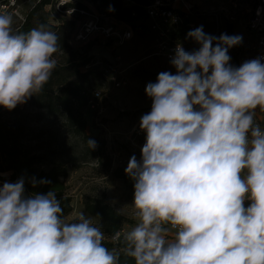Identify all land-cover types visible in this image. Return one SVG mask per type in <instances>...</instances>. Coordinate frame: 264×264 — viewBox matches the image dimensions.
<instances>
[{
    "label": "clouds",
    "instance_id": "1",
    "mask_svg": "<svg viewBox=\"0 0 264 264\" xmlns=\"http://www.w3.org/2000/svg\"><path fill=\"white\" fill-rule=\"evenodd\" d=\"M13 24L0 14V106L9 111L44 90L60 49L46 25L23 32ZM186 38L199 47L178 43L175 74L160 72L145 87V143L125 168L139 222L122 249L107 248L102 225L84 212L67 219L55 191L26 195L21 177L0 184V264H120L121 253L135 264H264V128L255 120L264 56L237 67L229 50L242 36L200 26Z\"/></svg>",
    "mask_w": 264,
    "mask_h": 264
},
{
    "label": "rangeland",
    "instance_id": "2",
    "mask_svg": "<svg viewBox=\"0 0 264 264\" xmlns=\"http://www.w3.org/2000/svg\"><path fill=\"white\" fill-rule=\"evenodd\" d=\"M14 1L16 2L14 6L2 7L0 0V14H12L13 27L16 28L39 1ZM57 1L50 0L51 3L45 5V10L52 12L51 18L54 21L75 20L77 24L79 20L89 17L80 11L79 18L75 17L76 11L72 13L59 11L56 7ZM77 2L87 6L86 11L97 10L88 0L69 1ZM134 2L136 0H131V4ZM216 3L218 4L217 0L214 4L197 5L204 13L195 18V22L197 26H203L205 33L217 37L220 35L216 34L218 24H221L223 33L229 34V30H232L234 35L242 36V43L233 47L230 53L231 62L238 66L240 60L252 52L254 44V37L246 27L249 13L232 19L225 11L219 21H215L209 12L219 8ZM250 5L252 4L247 6ZM248 7L245 6L246 9ZM131 22L133 36L124 43L107 38L103 34H94L85 43L78 42L72 37L76 24L69 37L73 48L88 50V55L93 56L92 66L101 72L97 81L98 86L90 91L89 103L83 108L87 122L85 134L96 142L95 149L89 148L87 144L89 139L84 138L83 134H76L70 130L63 114H47L38 123L39 137L27 143L29 148L39 149L41 153L56 151L58 153L52 157L64 159L66 175L60 176V180L65 184V195L70 197L72 206V210L65 215L67 219H73L80 212H84L92 219L93 224L103 225L102 219L87 209V203L93 200L104 201L123 216L121 226L114 234L104 232L105 240L108 241L116 240L114 236L117 233L122 238L139 222L132 204L133 181L126 175L125 168L133 154L137 159L140 158V150L145 143V133L140 130V119L142 115L150 112L152 104L151 98L145 93V87L149 82H156L160 72L170 71L175 74L170 60L154 54L156 38L146 27V21L140 18ZM125 25L128 24H122ZM186 41L187 51L199 47L191 39L186 38ZM87 68L89 67H84V70ZM116 81H120V85ZM95 89L101 91V96H95L93 92ZM61 151L62 155H59ZM45 162L38 170L50 168L48 161ZM12 174L10 171L0 172V184L4 181L16 182Z\"/></svg>",
    "mask_w": 264,
    "mask_h": 264
},
{
    "label": "trees",
    "instance_id": "3",
    "mask_svg": "<svg viewBox=\"0 0 264 264\" xmlns=\"http://www.w3.org/2000/svg\"><path fill=\"white\" fill-rule=\"evenodd\" d=\"M88 1L99 12L125 22L131 28H133L132 20L142 18L146 21V27L150 29L144 11V6L150 0H136L131 5H127L126 0ZM47 3H51L50 0H42L37 3L27 13L25 21L14 29L27 32L39 25H46L50 30L56 32L60 38V49L53 57L57 61V67L40 94L33 95L26 103L18 104L11 111L0 106V172H12L14 180L23 177L26 195L46 194L49 190L55 191L57 199L61 201L64 214L67 215L72 210V206L70 197L65 195V184L60 180V176L66 175L64 159L53 158L52 156L58 153L56 151H47V154L41 153L39 149L29 148L27 143L39 137L38 123L47 114H63L65 122L73 133L83 134L84 138L93 140L85 134L87 122L84 118L83 108L89 103L90 91L98 86L97 81L101 72L92 66L93 56L88 55L87 49L77 50L70 44L69 37L76 24L75 20L62 19L59 20L60 23H54L51 19L52 12L45 10ZM110 6L114 11H109ZM69 7L87 8L83 3L77 2L67 3L63 9ZM54 9L56 11V8L53 7ZM75 13V17L79 18V11ZM229 35H234L232 30H229ZM84 67L89 68L84 70ZM59 155H62V151ZM45 161H48L50 168L38 170L42 163H46ZM32 178L37 181L48 180L50 183L37 184L36 187H33ZM87 209L91 214L102 219L103 232L114 234L121 226L123 216L104 201L93 200L91 203H87ZM103 243L110 250L116 248L119 251L123 247L122 238L121 240H104ZM120 264H135V261L121 253Z\"/></svg>",
    "mask_w": 264,
    "mask_h": 264
},
{
    "label": "built area",
    "instance_id": "4",
    "mask_svg": "<svg viewBox=\"0 0 264 264\" xmlns=\"http://www.w3.org/2000/svg\"><path fill=\"white\" fill-rule=\"evenodd\" d=\"M38 1L41 2L42 0ZM69 1L70 0H58L56 3L57 9L68 13L80 11L89 16L83 20H79L76 24V28L72 34V37L76 41L85 43L91 39L92 35L103 34L107 38H112L119 43H124L133 36L131 26H122V24L126 23L118 21L116 18L101 13L98 10L92 9L86 11L84 8L63 9ZM215 1L216 0H214V2ZM126 2L127 5H131V0H126ZM217 2L218 4H216L219 8L213 12H209L215 21H219L222 13H225V11L227 12L226 15L232 19H236L238 16L243 17L246 12L249 13L248 19L246 20V27L254 37V44L252 46V52L240 60L238 66L257 56H264V0H217ZM15 3L14 0L13 2L11 0H2L1 4L2 7H10L14 6ZM250 3L252 5L248 7L247 5ZM197 5L199 6L194 0H150L148 4L144 6L150 30L154 33L156 38L155 55L170 60L171 56L174 55V49L178 43L182 44L186 50L187 33L199 27L195 22V18H198L204 13ZM245 6L246 8L248 7V9H246ZM133 15H135V12H133ZM24 21H22V23ZM53 22L60 23L59 20H53ZM221 33H223L221 24H218L216 34ZM231 50L232 48L229 50V55ZM113 79L115 80L116 78ZM116 82L120 85V81ZM93 92L95 96H101L100 90L95 89ZM255 120L264 128V110L257 108ZM249 204L250 201L246 200L245 206L247 207Z\"/></svg>",
    "mask_w": 264,
    "mask_h": 264
},
{
    "label": "crops",
    "instance_id": "5",
    "mask_svg": "<svg viewBox=\"0 0 264 264\" xmlns=\"http://www.w3.org/2000/svg\"><path fill=\"white\" fill-rule=\"evenodd\" d=\"M196 3H198L199 5H202V3H204V4H208V5H210V4H214L215 2H214V0H194ZM208 1V2H207Z\"/></svg>",
    "mask_w": 264,
    "mask_h": 264
}]
</instances>
